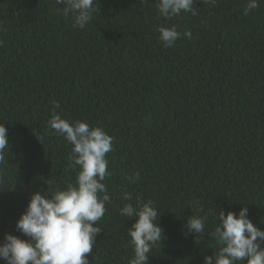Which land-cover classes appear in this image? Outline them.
Masks as SVG:
<instances>
[{
  "label": "trees",
  "instance_id": "1",
  "mask_svg": "<svg viewBox=\"0 0 264 264\" xmlns=\"http://www.w3.org/2000/svg\"><path fill=\"white\" fill-rule=\"evenodd\" d=\"M157 3L99 0L80 28L55 0H0V123L9 139L0 243L5 234L29 239L16 222L31 195L64 189L79 173L73 145L48 127L53 110L112 137L103 181L111 199L89 264H130L135 218L120 212L138 199L153 202L165 235L149 264H204L219 251L210 233L220 210L247 206L264 230V0L247 15L248 0H196V15L171 18ZM160 26L181 38L164 47ZM192 215L207 217L199 243L185 227Z\"/></svg>",
  "mask_w": 264,
  "mask_h": 264
},
{
  "label": "clouds",
  "instance_id": "2",
  "mask_svg": "<svg viewBox=\"0 0 264 264\" xmlns=\"http://www.w3.org/2000/svg\"><path fill=\"white\" fill-rule=\"evenodd\" d=\"M195 2L158 0L157 8L164 18L179 16L182 12L196 15ZM205 2L215 4L216 0ZM259 2L248 0L244 14L258 8ZM55 3L65 5L57 12L65 17L73 15L75 25L80 28L92 20L99 7V0H55ZM158 32L164 47L172 46L181 38L176 27L160 26ZM183 35L191 39L190 31ZM54 107H60L58 101L54 102ZM48 127L73 145L68 159L80 170L74 184L51 191L50 195H45L46 192L31 195L25 212L16 222L17 230L29 239L5 234L4 242L0 243V259L6 264H89L86 254L92 252L96 236L102 230L98 222L105 215L106 202L111 199L103 181L110 175L106 154L112 151V137L101 127L93 128L82 121L71 122L55 110ZM8 146V129L0 123V164L5 160ZM136 178H139L138 173ZM124 198L131 200V195L125 194ZM248 213L247 206L238 213L229 211L225 214L220 210L216 215L218 226L210 233L220 245L219 251L205 256L204 264H238L240 261L264 264V230L254 225ZM120 214L135 218V223L128 229L134 252L130 264H149V253L165 238L158 223L160 212L152 201L138 199L136 206L126 204ZM206 220V216L192 215L185 224L187 232L196 235L197 243L206 233Z\"/></svg>",
  "mask_w": 264,
  "mask_h": 264
}]
</instances>
